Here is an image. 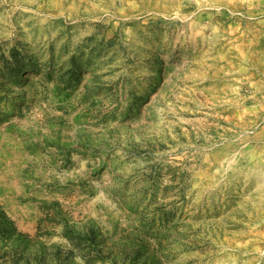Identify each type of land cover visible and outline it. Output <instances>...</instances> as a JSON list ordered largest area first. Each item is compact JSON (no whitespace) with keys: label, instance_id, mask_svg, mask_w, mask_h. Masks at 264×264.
I'll return each mask as SVG.
<instances>
[{"label":"rangeland","instance_id":"obj_1","mask_svg":"<svg viewBox=\"0 0 264 264\" xmlns=\"http://www.w3.org/2000/svg\"><path fill=\"white\" fill-rule=\"evenodd\" d=\"M264 0H0V264H264Z\"/></svg>","mask_w":264,"mask_h":264},{"label":"crops","instance_id":"obj_2","mask_svg":"<svg viewBox=\"0 0 264 264\" xmlns=\"http://www.w3.org/2000/svg\"><path fill=\"white\" fill-rule=\"evenodd\" d=\"M263 130H264V127H263ZM262 143H261V147L262 148H264V137L263 138H261V140H260Z\"/></svg>","mask_w":264,"mask_h":264}]
</instances>
